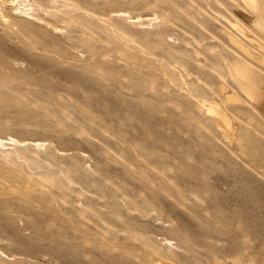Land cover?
I'll list each match as a JSON object with an SVG mask.
<instances>
[{
	"label": "rangeland",
	"instance_id": "rangeland-1",
	"mask_svg": "<svg viewBox=\"0 0 264 264\" xmlns=\"http://www.w3.org/2000/svg\"><path fill=\"white\" fill-rule=\"evenodd\" d=\"M11 1L0 264H264V0Z\"/></svg>",
	"mask_w": 264,
	"mask_h": 264
},
{
	"label": "bare ground",
	"instance_id": "bare-ground-1",
	"mask_svg": "<svg viewBox=\"0 0 264 264\" xmlns=\"http://www.w3.org/2000/svg\"><path fill=\"white\" fill-rule=\"evenodd\" d=\"M9 1H10V0H9ZM18 1H20V0H18ZM28 1H29V0H28ZM11 2H12V3H17L16 0H12ZM11 2H9V3H11ZM21 3H22V5H23V2H19L20 5L18 4V6L15 7L16 12L13 10V11H14V14H15V13H19V12H21V11L18 10V9H20L19 7L21 6ZM28 3H29V2H28ZM1 4H2V3H0V7L2 6ZM30 4H31V3H30ZM12 5H13V4H12ZM14 5H15V4H14ZM14 5H13V6H14ZM24 5L26 6V5H28V4H24ZM24 5H23V7H24ZM21 7H22V6H21ZM12 9H13V8H12ZM23 9H24V8H23ZM26 9L30 10V8H27V6H26ZM17 10H18L19 12H18ZM20 10H22V9H20ZM13 11H12V13H13ZM22 11H23V10H22ZM23 12H24V11H23ZM26 12H27V11H25V13H26ZM27 13H28V12H27ZM20 14H21V13H20ZM12 15H13V14H12ZM18 17H19V16H18ZM16 22H17V21H16ZM19 24H20V21H19ZM243 83L246 84V85H249V82H248L247 79H244V80H243ZM221 116H225V115H224V114H221ZM224 118H225V117H224ZM228 125H229V124H228ZM226 126H227V125H226Z\"/></svg>",
	"mask_w": 264,
	"mask_h": 264
}]
</instances>
